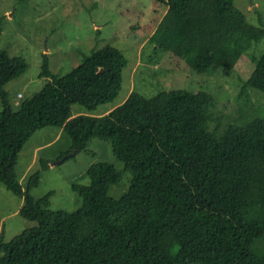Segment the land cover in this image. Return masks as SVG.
<instances>
[{"label":"trees","instance_id":"obj_1","mask_svg":"<svg viewBox=\"0 0 264 264\" xmlns=\"http://www.w3.org/2000/svg\"><path fill=\"white\" fill-rule=\"evenodd\" d=\"M156 1L167 9L149 36L152 51L181 58L197 73L233 68L264 41V25L248 22L233 0ZM126 63L113 46L93 49L13 110L4 86L26 63L0 50V182L22 197L18 213L37 222L8 242L0 231V264H237L247 254L264 264V115L221 130L212 96L186 89L151 97L132 90L102 115H73L72 104L92 111L112 101ZM251 66L242 90L264 95V49ZM44 127L68 135V152L84 150L91 138L108 140L131 173L127 190L109 196L122 172L95 162L86 170L88 184H71L82 199L75 211L49 209L51 192L35 199L29 190L49 161L41 160L24 189L14 166ZM225 208L246 224L248 241Z\"/></svg>","mask_w":264,"mask_h":264},{"label":"rangeland","instance_id":"obj_2","mask_svg":"<svg viewBox=\"0 0 264 264\" xmlns=\"http://www.w3.org/2000/svg\"><path fill=\"white\" fill-rule=\"evenodd\" d=\"M233 4L248 22L258 25L260 21L264 25V0H233ZM166 9L165 4L156 0H0V50L26 63L25 70L4 86L9 105L16 110L22 100L40 91L52 77L59 78L71 71L93 49L110 45L117 48L127 62L117 96L92 111L72 104L73 115H102L121 104L132 90L151 97L172 89L209 93L213 98L210 110L220 117L218 128L221 130L264 115V95L242 90L252 68V57L264 49V41L247 50L233 68L212 66L205 73H197L189 70L181 58L168 52L152 51L148 39ZM214 127L212 123L211 128ZM57 129L44 127L34 132L18 153L14 170L23 189L28 177L41 169L44 159L49 165L40 170L37 185L29 193L37 199L51 192V210L72 212L82 205L80 195L72 190L71 184H88L86 170L95 162L109 163L122 172L120 181L109 187V196L117 198L127 190L131 173L123 172V163L112 153L108 140L91 138L84 150L69 155L73 151L68 152L70 138L61 132L52 143L36 148L52 139ZM21 205L22 197L0 182L3 242L37 224L18 213ZM223 214L248 241L249 230L239 215L230 208H225ZM237 264L258 263L247 254Z\"/></svg>","mask_w":264,"mask_h":264},{"label":"crops","instance_id":"obj_3","mask_svg":"<svg viewBox=\"0 0 264 264\" xmlns=\"http://www.w3.org/2000/svg\"><path fill=\"white\" fill-rule=\"evenodd\" d=\"M61 132H62L61 129H57V131L54 133L52 139H50L49 141H46V142L42 143L41 145H38L36 148H40L42 146H47L48 144L52 143L54 140H56V138L59 136V134ZM33 159H34V157H33ZM33 159L31 160V162L33 161ZM25 170H27V168Z\"/></svg>","mask_w":264,"mask_h":264},{"label":"water","instance_id":"obj_4","mask_svg":"<svg viewBox=\"0 0 264 264\" xmlns=\"http://www.w3.org/2000/svg\"><path fill=\"white\" fill-rule=\"evenodd\" d=\"M76 153V151L75 150H73L69 155H72V154H75ZM54 164V163H53ZM52 164V165H53Z\"/></svg>","mask_w":264,"mask_h":264},{"label":"built area","instance_id":"obj_5","mask_svg":"<svg viewBox=\"0 0 264 264\" xmlns=\"http://www.w3.org/2000/svg\"><path fill=\"white\" fill-rule=\"evenodd\" d=\"M18 96H20V94H18Z\"/></svg>","mask_w":264,"mask_h":264}]
</instances>
